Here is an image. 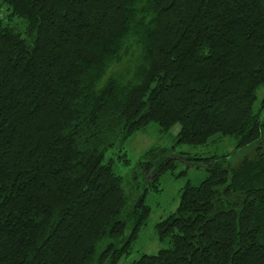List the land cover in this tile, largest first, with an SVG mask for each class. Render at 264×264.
Wrapping results in <instances>:
<instances>
[{"label": "trees", "instance_id": "obj_1", "mask_svg": "<svg viewBox=\"0 0 264 264\" xmlns=\"http://www.w3.org/2000/svg\"><path fill=\"white\" fill-rule=\"evenodd\" d=\"M262 87L264 0H0V264L127 259L177 160L207 176L128 264H264ZM152 123L234 151L153 148L125 181L113 153Z\"/></svg>", "mask_w": 264, "mask_h": 264}, {"label": "rangeland", "instance_id": "obj_2", "mask_svg": "<svg viewBox=\"0 0 264 264\" xmlns=\"http://www.w3.org/2000/svg\"><path fill=\"white\" fill-rule=\"evenodd\" d=\"M122 66H114L111 71H120ZM264 96V87L257 92V101L254 108L258 107V103ZM180 127L174 126L168 133H162L159 127L152 123L138 132L134 133L124 144V153L126 154L129 164L123 163L116 157V152L113 153V170L123 179L128 180L134 173H138L137 163L141 160L145 153L153 148H171L173 147L174 155L185 154L191 157L207 158L211 156H222L231 154L234 151L235 141L232 138L226 137L220 140L215 138L206 146L194 147L187 145H175V137L178 134ZM180 156V155H179ZM111 157V154L106 155V160ZM179 162L176 168L174 177L170 171L162 174L159 179L161 192L148 193L145 203L150 207V216L146 227L140 232L137 241L133 244L132 253L126 259L123 258L118 264H128L137 260L142 254L153 255L159 250L167 248V243L159 242L155 232V225L166 219L178 207L180 191L189 183L193 186L200 184L207 176L205 167H195L191 163L183 160ZM181 173V174H180Z\"/></svg>", "mask_w": 264, "mask_h": 264}]
</instances>
